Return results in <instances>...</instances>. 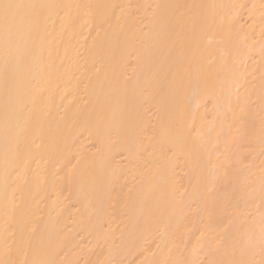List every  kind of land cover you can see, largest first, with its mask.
Returning a JSON list of instances; mask_svg holds the SVG:
<instances>
[{
	"label": "bare ground",
	"instance_id": "bare-ground-1",
	"mask_svg": "<svg viewBox=\"0 0 264 264\" xmlns=\"http://www.w3.org/2000/svg\"><path fill=\"white\" fill-rule=\"evenodd\" d=\"M0 264H264V0H0Z\"/></svg>",
	"mask_w": 264,
	"mask_h": 264
},
{
	"label": "snow or ice",
	"instance_id": "snow-or-ice-1",
	"mask_svg": "<svg viewBox=\"0 0 264 264\" xmlns=\"http://www.w3.org/2000/svg\"><path fill=\"white\" fill-rule=\"evenodd\" d=\"M3 7H4L5 12L7 14V13L11 12V10L13 8V5H11V4H4Z\"/></svg>",
	"mask_w": 264,
	"mask_h": 264
}]
</instances>
